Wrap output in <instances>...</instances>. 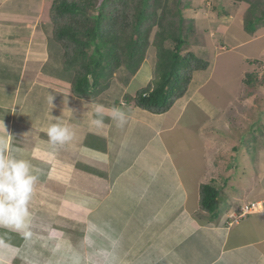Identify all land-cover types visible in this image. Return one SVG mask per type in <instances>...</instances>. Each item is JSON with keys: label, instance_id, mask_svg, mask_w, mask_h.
Listing matches in <instances>:
<instances>
[{"label": "crops", "instance_id": "0c3cea01", "mask_svg": "<svg viewBox=\"0 0 264 264\" xmlns=\"http://www.w3.org/2000/svg\"><path fill=\"white\" fill-rule=\"evenodd\" d=\"M34 1L0 0V121L13 135L0 133V151L30 161L38 192L50 196L43 199L45 215L31 219L30 237L0 229V264H264V209L247 216L253 219L247 229L239 230L247 217L232 222L242 205H264L263 185L260 191L245 185L230 200L222 194L215 220L200 209L201 185L224 183L208 158L213 142L195 161L194 129L180 123L196 97L189 96L194 82L167 114L121 96L114 104L126 122L118 126L105 113L104 128L91 126L94 113L84 105L113 106L72 93L74 73L64 69V50L54 40L55 1ZM128 82L121 86L131 89ZM53 116L72 126V141H49ZM199 161L206 166L200 173Z\"/></svg>", "mask_w": 264, "mask_h": 264}, {"label": "rangeland", "instance_id": "374dc122", "mask_svg": "<svg viewBox=\"0 0 264 264\" xmlns=\"http://www.w3.org/2000/svg\"><path fill=\"white\" fill-rule=\"evenodd\" d=\"M48 1L52 2L53 0ZM161 1L164 4L162 7H169L173 12L179 9L182 11L184 19L182 26L185 31L189 25H193L187 46L185 45L182 49L183 55L193 54L209 62V68L206 71H198L194 74L189 86L190 89L194 82L189 96L196 97L193 98L180 122L183 126H191L194 129L193 133L189 132L195 141L194 144H191L195 148V155H192L195 157L194 160L198 161V153L201 157L205 156L204 143L206 145L209 140L213 143L210 147L211 155L208 158L210 157V162L214 166L217 163V178H220L228 186L227 188L222 184V194L226 195L228 200L233 195L242 196L245 185L249 188L256 186L260 191L261 185L264 186V26L260 27L253 35L248 34L245 30V19L250 14L249 9L254 5L257 6L258 15H262L264 0L244 2L236 0ZM178 1L179 4H177ZM164 9L160 8L157 13L162 14ZM90 14H94V11L91 10ZM170 20L178 24L179 17L172 15ZM156 32L155 28L151 42H153ZM166 46L172 50L176 48V44L171 41L166 42ZM156 53V48L151 44L145 62L135 75H132L125 67H122L116 73L117 75L115 74L113 81L123 89L124 92L121 96L124 100V96L129 95L128 98H131L130 101L134 104L133 98L136 94L155 79ZM121 71L123 72L121 73ZM149 77L152 80L145 83ZM246 79H252V82L248 84L245 82ZM129 80L132 82L131 89L126 88L130 84ZM203 83V87L197 90ZM123 84L126 87L121 86ZM187 94L188 92L184 97ZM134 106L136 105L134 104ZM31 109L32 107H30ZM28 113L31 118L28 114L25 118L31 120L33 112L28 111ZM204 132L206 135L209 133L207 139L203 135ZM186 143L188 144V142ZM3 153L7 155L5 151ZM12 156L20 159L17 155ZM173 156L178 158V155ZM182 163L178 162V164ZM256 164H258L260 173L255 170ZM205 167L204 161H199L197 164L199 173ZM226 169H230V175L225 172ZM37 184L29 204L31 219L33 216H44L48 208L44 206V201L50 195L47 192L43 193V190L39 193ZM43 199L45 200L43 201ZM254 203L263 207L258 212L264 209L262 202L249 204ZM246 205L248 204H244L242 207ZM56 208L51 209L52 213L61 214L62 212ZM200 217L206 221L209 220L207 215ZM251 218L244 219L239 230L249 228L253 222ZM3 228L7 229V227L0 226V229ZM8 229L20 232L13 228ZM237 230L235 229V231Z\"/></svg>", "mask_w": 264, "mask_h": 264}, {"label": "trees", "instance_id": "16d2710c", "mask_svg": "<svg viewBox=\"0 0 264 264\" xmlns=\"http://www.w3.org/2000/svg\"><path fill=\"white\" fill-rule=\"evenodd\" d=\"M163 5L161 0L55 1L51 11L54 40L64 50V69L74 73L72 91L76 97L98 98L115 106L123 93L113 81L115 74L125 67L135 75L151 44L157 50L155 79L133 98L136 107L164 115L186 95L194 74L206 71L209 62L193 54L183 55L193 25L185 31L182 11L173 12ZM160 8H165L162 14L157 13ZM256 9V5L251 6L245 19V30L251 35L264 26V12L258 15ZM172 15L179 17L178 24L170 20ZM168 41L176 44L175 50L166 46ZM245 82L250 84L252 79ZM130 99L125 97L126 101ZM255 169L260 171L258 166ZM221 191L212 183L200 188V209L212 220L219 216Z\"/></svg>", "mask_w": 264, "mask_h": 264}, {"label": "clouds", "instance_id": "9594fccd", "mask_svg": "<svg viewBox=\"0 0 264 264\" xmlns=\"http://www.w3.org/2000/svg\"><path fill=\"white\" fill-rule=\"evenodd\" d=\"M53 100L54 96L50 95L49 103L52 109L55 107ZM84 107H90L92 113H94V118L90 120V124L96 128H104L106 126L104 123L105 113H109L111 119L118 126H122L127 119L126 112L117 106L105 108L102 104L90 102ZM69 111L73 113V111ZM53 119L57 122L52 123L47 128L49 141L53 145H64L72 141L74 138L72 126L68 123L60 122V117L53 116ZM0 133H3L9 140L13 137L3 121H0ZM37 181L38 175L35 174L34 167L30 161L17 159L14 156L0 152V226L20 231L25 237L32 235L28 230L31 223L29 204ZM235 216H233L232 222H239L243 219L236 221ZM90 227L93 226L90 225Z\"/></svg>", "mask_w": 264, "mask_h": 264}, {"label": "built area", "instance_id": "2783aa9c", "mask_svg": "<svg viewBox=\"0 0 264 264\" xmlns=\"http://www.w3.org/2000/svg\"><path fill=\"white\" fill-rule=\"evenodd\" d=\"M263 207H261L260 204L258 203H254V204H248L246 205L245 207H241L240 208V213L235 216V220L238 221L240 220L241 218H244L248 215H251L255 212H258L260 209H262Z\"/></svg>", "mask_w": 264, "mask_h": 264}]
</instances>
